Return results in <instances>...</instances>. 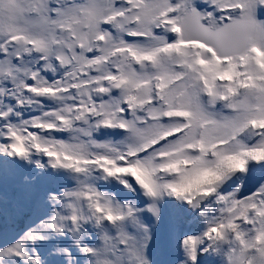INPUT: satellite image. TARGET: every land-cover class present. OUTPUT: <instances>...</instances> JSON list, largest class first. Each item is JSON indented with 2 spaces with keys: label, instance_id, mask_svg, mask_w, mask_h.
Masks as SVG:
<instances>
[{
  "label": "snow or ice",
  "instance_id": "obj_1",
  "mask_svg": "<svg viewBox=\"0 0 264 264\" xmlns=\"http://www.w3.org/2000/svg\"><path fill=\"white\" fill-rule=\"evenodd\" d=\"M0 264H264V0H0Z\"/></svg>",
  "mask_w": 264,
  "mask_h": 264
}]
</instances>
